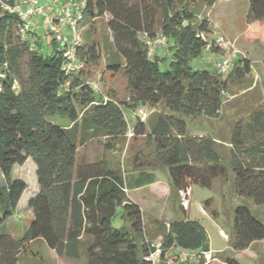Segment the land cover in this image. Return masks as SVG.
I'll return each mask as SVG.
<instances>
[{"label": "trees", "instance_id": "1", "mask_svg": "<svg viewBox=\"0 0 264 264\" xmlns=\"http://www.w3.org/2000/svg\"><path fill=\"white\" fill-rule=\"evenodd\" d=\"M79 1L84 6L78 26L108 16L112 40L105 70L114 73L122 68L128 97L117 101L113 91L104 99L87 80L86 67L101 58L97 42L80 43L76 53L83 68L67 71L53 40V51L45 54L37 48L36 31L32 42L23 40L16 16H0V173L4 180L0 227L13 216L27 188L25 181L13 178V166L30 158L37 183L26 203L33 219L22 238L0 233V264H17L20 252L36 238H42L58 256H83L84 264H149L145 256L151 243L142 211L124 191L127 186L132 189L155 182L157 171L166 175L165 182L175 195L187 196L191 185L209 187L213 178L220 177L232 183L235 194L264 203V105L250 110L247 121L236 120L227 157L219 152V138L203 129L187 128L193 119L218 117L230 83L243 82L251 72L250 60L239 55L226 76L190 65L208 41L211 51L218 50L208 34L212 30L209 19L195 20L194 13L196 4L206 8L215 0ZM246 23L247 39L264 43V0H248ZM158 34L165 37L170 55L162 69L159 56L150 55L145 44V38ZM117 55L123 58L122 66L115 60ZM144 104L160 105L161 110L148 131L139 116L132 126L133 137H142L148 149L135 151L129 169L136 172L134 177L126 179L102 159L76 163L77 145L89 131L122 139L129 129L123 106ZM54 114L68 118L71 126L46 120ZM181 201L182 216L162 232V249L175 246L208 252L204 226L185 216ZM117 216L121 223L114 225ZM229 237L234 250H244L264 239V222L248 207L236 205ZM222 260L241 264L230 256ZM182 264L204 263L200 258L197 263Z\"/></svg>", "mask_w": 264, "mask_h": 264}, {"label": "rangeland", "instance_id": "2", "mask_svg": "<svg viewBox=\"0 0 264 264\" xmlns=\"http://www.w3.org/2000/svg\"><path fill=\"white\" fill-rule=\"evenodd\" d=\"M45 2L46 0H40V5L43 6ZM57 7V3L50 2L49 6L44 7V14H50ZM247 10L248 0H215L210 7L205 8L202 3H198L194 7L195 20L205 16L209 19L212 30L208 34L211 37L222 36L232 43L239 56H244L251 62V72L243 82H232L228 91H225L222 111L218 117L193 119L190 121L191 126L187 123V128L190 131L203 129L219 138V152L224 157H227L230 132L236 120L241 117L247 121V113L250 110L264 105V43L247 39L249 28L246 23ZM107 20L108 16L106 15L91 24L84 22L78 27L82 44L93 40L99 44L101 49L100 60L86 67V76L89 82L97 85L100 94L110 96L114 91V98L117 101H123L127 100L128 95L122 68L114 73L105 70L108 64L107 50L112 40ZM32 23L37 33L35 36L37 48L45 54L51 53L54 49L51 44L52 35L47 30L43 15L33 16ZM86 36L87 39H85ZM167 46L168 44H159L155 47L160 58L161 69L167 67L169 62L170 55L167 52ZM223 56V50L211 51L204 48L200 55L190 59V65L193 68H205L216 72L214 66L222 60ZM115 60L122 66L123 58L120 55H117ZM229 70L223 76H226ZM139 108L143 109V115L139 114ZM160 110V105L152 107L144 104L138 105L136 108L123 106L129 130H132V126L139 116L148 131ZM46 120L68 127L72 124L68 118L59 114L49 115ZM140 148L145 152L148 151L143 145L142 137L134 138L133 135L130 137L125 135L124 138L116 140L89 131L85 140L77 145L76 163L102 159L108 166L117 168L127 179L130 175L133 177L136 175V172L129 169L135 151ZM12 176L25 181L27 188L13 216L0 227V233L20 239L33 219L32 212L26 208V203L29 196L37 189L34 162L28 158L22 165H14ZM155 176L154 183L132 189L127 186L124 191L129 200L136 201L141 206L146 237L151 245L156 246L160 243L162 232L167 228L171 219L182 216L179 205L182 200L185 215L200 221L206 230L209 251L208 255L201 257L204 264H227L222 260V256L234 257L241 264H264V239L255 240L248 248L236 251L232 248L229 237L234 206L248 207L253 216L264 222V203L256 204L247 196L235 194L232 183L220 177L213 178L209 187L191 185L187 196H185L183 192H178L175 195L170 191L165 182L166 175L163 172L157 171ZM3 183L4 180L0 173V184ZM184 196L186 199H183ZM206 201H209L207 208L205 207ZM212 210L216 212L215 216H213ZM120 223L118 216L113 219L114 225ZM189 261L198 262L195 259ZM17 264H84V258L83 256L80 258L58 256L42 238H36L20 252Z\"/></svg>", "mask_w": 264, "mask_h": 264}, {"label": "built area", "instance_id": "3", "mask_svg": "<svg viewBox=\"0 0 264 264\" xmlns=\"http://www.w3.org/2000/svg\"><path fill=\"white\" fill-rule=\"evenodd\" d=\"M50 2L58 4V7L50 14H44V7L49 6ZM83 1L79 0H46L45 4L40 5V0H0V16L8 13L16 16L17 31L23 40L32 42L35 33L32 17L42 14L49 34L52 40L58 45L63 57V68L67 71L77 72L83 68L82 62L77 57V48L81 43V36L78 33V21L82 17ZM214 46L224 51L222 60L215 64L214 69L221 74L226 73L232 66L233 60L239 55L238 51L232 43L225 40L222 36H213ZM166 39L163 35L158 34L154 38H145V44L149 54L154 53V47L159 44H165ZM211 43L205 46L210 50ZM14 88L17 84L14 83ZM95 91L97 85L92 83ZM2 89L0 83V91ZM99 93V92H98ZM103 98L106 99L105 95ZM140 115L144 114L143 109L139 108ZM128 137L133 135L132 130H127ZM208 255V252L198 253L193 249H184L181 247H170L163 250L161 244L151 245V249L145 256L149 264H182L184 261L195 259L198 260L202 256Z\"/></svg>", "mask_w": 264, "mask_h": 264}, {"label": "crops", "instance_id": "4", "mask_svg": "<svg viewBox=\"0 0 264 264\" xmlns=\"http://www.w3.org/2000/svg\"><path fill=\"white\" fill-rule=\"evenodd\" d=\"M156 47V46H155ZM167 52L169 53V50L167 49ZM156 55H157V53H158V51L155 49V52H154ZM154 183V182H153ZM136 204H138L139 205V203L138 202H136V201H134ZM139 207H140V209H141V206L139 205ZM141 211H142V209H141ZM187 218H189V216L186 214L185 215ZM174 219H176V218H173V219H171L170 221H172V220H174ZM191 219V218H190Z\"/></svg>", "mask_w": 264, "mask_h": 264}]
</instances>
